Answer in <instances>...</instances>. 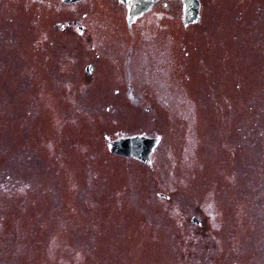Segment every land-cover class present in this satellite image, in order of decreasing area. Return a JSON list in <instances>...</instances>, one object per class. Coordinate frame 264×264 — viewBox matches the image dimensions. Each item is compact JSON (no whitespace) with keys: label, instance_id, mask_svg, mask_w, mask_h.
Returning a JSON list of instances; mask_svg holds the SVG:
<instances>
[{"label":"rangeland","instance_id":"rangeland-1","mask_svg":"<svg viewBox=\"0 0 264 264\" xmlns=\"http://www.w3.org/2000/svg\"><path fill=\"white\" fill-rule=\"evenodd\" d=\"M174 4L0 0V264H264V0Z\"/></svg>","mask_w":264,"mask_h":264},{"label":"water","instance_id":"water-1","mask_svg":"<svg viewBox=\"0 0 264 264\" xmlns=\"http://www.w3.org/2000/svg\"><path fill=\"white\" fill-rule=\"evenodd\" d=\"M154 0H137L135 9L130 15V20L139 13L147 10ZM186 23H194L200 20V0H184ZM159 142L158 137H149L146 135H134L120 137L109 144L111 153L128 158H135L144 163L150 164L151 154L157 149ZM192 221L200 223V220L193 217Z\"/></svg>","mask_w":264,"mask_h":264},{"label":"flooded vegetation","instance_id":"flooded-vegetation-1","mask_svg":"<svg viewBox=\"0 0 264 264\" xmlns=\"http://www.w3.org/2000/svg\"><path fill=\"white\" fill-rule=\"evenodd\" d=\"M60 1L65 6L67 4L73 6L74 4H76V3H78V2H80L82 0H60ZM104 1L109 2V3L118 4V6L124 7L126 9V11H127L126 23H127L128 30L130 31V33L132 35H133L132 27H134V25L137 24L138 20L141 19L144 15H146L149 12L153 11L154 8L157 7V6H159V5H161L165 10H170L171 9V6L175 5L174 3L177 4V2H179L178 9H181L182 12L185 13L184 0H155V2L147 10H145L141 14L135 15L134 18L130 21L129 16H130L132 10L134 9V7L136 6L135 5L136 0H104ZM59 10H61V8ZM70 11H72V14H75V12L77 10L75 9V6H73V7L70 8ZM64 23H66V22H64ZM67 24H68V28H67V31L68 32L69 31H72L71 28L72 29L74 28V29L78 30L80 32V34H84L85 33V28L83 26H81V24H78V20L76 18L72 19L71 21H68ZM60 29L63 32H67L65 30V24L63 26L60 25ZM95 42L96 41L93 39V35L91 34V31H90V34L88 35V47L91 48V49L95 48L96 47ZM124 66H125V64L123 63V67ZM87 67H89L88 70H87ZM87 67H86L87 76H88V79L90 80L91 79V76H92V74H93V72L95 70V67H94L93 64H90ZM123 72L124 71L122 69V73Z\"/></svg>","mask_w":264,"mask_h":264}]
</instances>
